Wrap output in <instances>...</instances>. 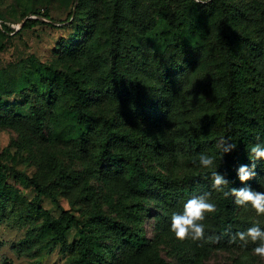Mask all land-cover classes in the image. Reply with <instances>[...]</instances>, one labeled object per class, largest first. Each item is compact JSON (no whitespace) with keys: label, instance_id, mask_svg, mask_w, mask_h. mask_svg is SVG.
I'll return each instance as SVG.
<instances>
[{"label":"rangeland","instance_id":"1","mask_svg":"<svg viewBox=\"0 0 264 264\" xmlns=\"http://www.w3.org/2000/svg\"><path fill=\"white\" fill-rule=\"evenodd\" d=\"M112 1L82 0L77 11L78 0H0V16L12 30L6 32L0 25V83L6 81L13 87V81L30 77L23 89L18 85L0 99V187H6L0 190V264H74L80 249L79 228L72 227L60 242L53 239V233L40 237L44 222L60 219L64 226L67 224L64 212L73 215L80 227L90 231V238L103 245V257L111 264H264L254 255L255 245L251 243L245 247L239 241L224 244L209 240L217 237L211 214L205 220L204 241H178L170 231L171 216L182 212L183 205L175 204L155 181L164 175L173 180L187 178L189 185L197 186L201 174L208 171L200 167L199 155L212 156L216 167L224 156L218 145L225 141L226 108L225 104L217 106L216 95L209 89L210 81L216 78L211 63L223 58L220 40L218 44L220 29L213 26L210 15L217 14L223 0L201 4L194 0H125L127 5L144 2L153 17L150 27L138 23L128 27V48L172 54L179 37L191 47L204 44L208 52L194 71L192 83L183 90L185 96L170 106L169 122L159 127L160 132L152 131L143 119H116L119 100L105 93L102 70L109 64L112 48L107 42L109 25L104 13ZM224 1L244 16L234 51L235 62H239L249 56L245 48L238 51L241 43L257 48L264 34V0ZM73 10L71 21L62 27L43 23L20 31L26 17L34 12H48L57 20H65ZM91 17H98L99 24L96 35L90 38ZM174 22H183L184 27L166 36ZM202 22L208 24L201 27ZM246 25L255 29L257 36L244 28ZM201 31L207 35L204 40ZM35 61L68 72L80 81L91 91L92 102L86 110L96 116L115 117L114 130L121 138L146 133L148 138L157 139V147L149 143L142 153L146 171L153 179L148 192L133 193L125 180L115 175L121 165L101 156L103 134L88 128L84 141L66 139L71 126L67 109L72 104V92L65 82L55 83L53 92L49 91L46 83H40ZM262 96L254 99L259 101ZM262 106L251 110L252 116L259 115ZM214 108L216 113L212 115ZM203 127L209 132L199 139ZM114 149L125 148L118 140ZM263 166L264 161L257 162V177L239 188L251 186L264 192ZM31 180L51 195L41 193ZM209 199L215 203L213 196ZM135 203H143L147 212L130 219L124 209ZM33 207L46 215L32 212ZM243 209L234 203L233 215L240 232L253 225L264 229V217L256 213L242 216ZM131 233L146 238L142 251L124 243Z\"/></svg>","mask_w":264,"mask_h":264},{"label":"trees","instance_id":"2","mask_svg":"<svg viewBox=\"0 0 264 264\" xmlns=\"http://www.w3.org/2000/svg\"><path fill=\"white\" fill-rule=\"evenodd\" d=\"M78 1L77 11L80 10L82 4V0ZM123 1L124 3L121 5L113 0L108 7L110 10L108 9L104 13L105 23L109 25L107 42L112 48L107 58L109 64L102 70L105 93L116 101L119 100L116 119H121L124 122L128 118L143 119L152 131L155 129L160 132L159 127L166 120L169 122L168 112L170 106L175 105L178 98L185 96L183 90L192 83L194 71L199 69L208 52L204 44L191 47L179 37L176 39L175 52L172 54L166 55L156 51L154 53L144 52L133 46L128 48L126 46V34L130 30L128 27L137 23L144 27H150L153 17L144 2L127 5L126 1ZM221 3V8L217 14L210 15V18L213 26L220 29L218 44L220 40L221 47H219V50L223 58L218 63H211L216 78L210 81L209 89L210 92L216 95L215 103L217 106L225 104L226 112L223 117L225 140L236 145V150L223 156L216 167V170L224 174L231 182L228 186V189H230L231 187L239 188L242 185L237 177L236 170L242 164L251 165L249 159L251 146L257 142H264V107H261L262 110L259 115L252 116L250 112L258 106L264 105V96L259 101L254 99V96L264 95V34L260 35L261 39L257 48L250 44L241 43L242 46L238 51H245L242 49L245 48L246 53L249 52V56L245 60L235 62V42L240 39L237 33L238 28L243 25L244 16L241 11H235L231 5L227 6L226 1L223 0ZM73 14L74 10L71 11L67 19L57 20L48 12H34L26 17L20 31L32 29L43 23L62 27V25L71 21ZM92 14H94L93 11L90 15ZM91 18L93 21L90 25V38L96 35L97 25L99 24L98 17ZM204 23L207 22H202L201 27L204 26ZM0 25L6 32L12 31L7 21L1 16ZM183 27V22L171 23V29L165 35L170 36ZM244 28L251 30L250 32L257 36L255 29H250L249 25ZM200 34L202 40L207 38L206 33L201 31ZM35 62L38 64V66L36 64V67L39 71L37 76H40V83H46L44 85L50 87L49 91L53 92L52 89L55 83L59 85L65 82L72 92L70 97L72 104L67 109L71 126L66 139L84 141L87 134L86 129L88 128L103 134L101 156L113 159L121 165L115 175H120L133 193L142 195L148 192L153 186V179L146 171L142 153L144 149H147L149 143L152 145L154 142V146L157 147L159 144L155 143L157 139L148 138L146 133L140 135L125 134L121 138L122 135H118L114 130L115 117L96 116L92 111L86 110L92 102L89 96L91 91L85 89L80 81L68 72L53 69L38 61ZM26 81H30V77L25 75V78L21 77L20 80L13 81V87L6 81L1 82L0 99L4 94L12 92L18 85L23 89ZM9 86L10 89H7ZM44 95H46V92ZM211 111L210 114H215L216 108ZM37 122L42 127L40 117H37ZM200 131L202 132L199 139L206 136L209 129L203 127ZM257 137H259V141ZM118 140L122 142L125 148L122 151L114 149V143ZM261 175L264 176V166ZM200 177L201 183L197 186L189 185L187 178L173 180L164 175L156 177L155 181L159 182L160 187L164 189V192L175 204L184 205L194 195L210 193V196L215 198L214 202L217 206V211L211 214L216 236L224 244L229 243L230 237L224 235L225 229L231 225L232 233L240 232L236 217L233 215L234 198L229 197L226 199L222 193H218L212 188L210 170L203 172ZM31 181L41 193L51 195L40 183L35 180ZM5 189L4 186L0 187L1 191H5ZM54 200L56 201V199ZM124 211L130 219H134L142 217L147 209L143 203H135L127 205ZM32 212L42 216L46 215V213H40L38 207H33ZM251 213L255 212L249 207L243 209L241 215ZM64 214L67 220L65 226L60 219L44 222L40 237L44 238L53 233V239L60 242L72 227H77L80 229V239L78 241L80 249L74 259V264H111L103 257L106 252L103 245L94 242L90 238V231L86 230L85 227H80L79 221L73 215L67 212H64ZM126 236L124 243L134 247L135 250L142 251L146 246V238L143 235L131 233Z\"/></svg>","mask_w":264,"mask_h":264},{"label":"clouds","instance_id":"3","mask_svg":"<svg viewBox=\"0 0 264 264\" xmlns=\"http://www.w3.org/2000/svg\"><path fill=\"white\" fill-rule=\"evenodd\" d=\"M196 2L198 4L207 3V0H196ZM257 140L259 141V137ZM218 147L224 156L236 150V145L228 140L222 141ZM198 159L201 168L210 170L212 188L216 192L222 193L226 199L234 198L236 206L244 209L250 207L258 216H264V192L256 191L251 186L228 189L231 182L224 174L216 170L215 159L204 153H201ZM249 159L251 161L250 166L242 164L236 170L239 181L245 185L257 177V162L264 161V142H257L251 146ZM210 195V193L194 195L184 203L182 212L172 214L170 231L181 243L188 240L193 242L205 240V220L209 214H214L217 211L216 204L209 199ZM224 235H229V243L239 241L245 247L249 243L255 245L252 249L254 255L264 260V229L259 225H253L246 231L235 233L231 232V225H229L225 229ZM208 239L218 240L219 237H208Z\"/></svg>","mask_w":264,"mask_h":264}]
</instances>
